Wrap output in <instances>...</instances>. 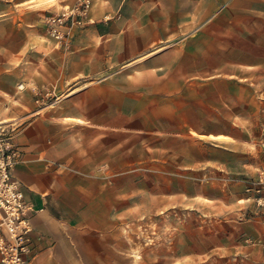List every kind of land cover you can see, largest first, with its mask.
<instances>
[{"label":"rangeland","instance_id":"374dc122","mask_svg":"<svg viewBox=\"0 0 264 264\" xmlns=\"http://www.w3.org/2000/svg\"><path fill=\"white\" fill-rule=\"evenodd\" d=\"M76 1L48 0L46 17ZM92 5L90 0L89 8ZM136 9L132 0L125 17L111 9L107 18L87 21L74 34L94 24L97 30L85 32L92 46L97 31L109 23L116 29L148 26L149 20L134 17ZM46 33L49 45L62 57L70 52L74 34L64 48ZM111 35L103 37L111 42L106 48L110 61L94 68L88 78L91 83L104 80L88 97L90 109L110 103L113 120L126 113L128 120L146 125L188 130L178 136L128 134L119 147L112 136L110 224L99 229L89 222L77 238V258L66 262L264 264V100L248 99L253 84L244 77L247 71L260 77L264 69L234 68L232 63L238 65L241 55L237 52H200L193 35H161L124 59L119 44L113 43L118 36ZM86 85L67 83L63 97ZM134 111L140 116H133ZM216 132L250 134V141L234 142L233 154H223L210 147L222 140L208 136Z\"/></svg>","mask_w":264,"mask_h":264},{"label":"crops","instance_id":"0c3cea01","mask_svg":"<svg viewBox=\"0 0 264 264\" xmlns=\"http://www.w3.org/2000/svg\"><path fill=\"white\" fill-rule=\"evenodd\" d=\"M47 1L0 0V126L18 125L15 140L22 154L12 172L32 206L31 264H68L77 258V238L89 222L97 223L94 227L99 229L110 224L112 136L119 147L128 134L178 136L188 130L146 125L136 118L128 120L126 113L113 120L110 103L90 109L88 97L104 80L91 83L89 75L110 61L106 48L111 42L103 37L118 36L113 43L119 44L127 59L161 35H193V45L197 43L200 52L212 48L216 53L237 52L241 55L238 65L232 63L234 68L264 69V0H134V17L149 20L148 26L116 29L109 23L95 33L98 38L90 46L85 32L97 28L88 23L76 30L72 48L63 57L47 41ZM130 1L93 0L89 22L105 18L111 9L118 11V17L126 16ZM160 20L168 23L160 26ZM245 74L247 84H253L247 85L252 89L248 99L264 100V90H258L264 85V72L260 77ZM69 82L88 85L64 98ZM133 114L140 116V112ZM208 136L222 139L210 147L223 154H233L234 142L250 141V134ZM221 159L215 158L223 163Z\"/></svg>","mask_w":264,"mask_h":264},{"label":"built area","instance_id":"2783aa9c","mask_svg":"<svg viewBox=\"0 0 264 264\" xmlns=\"http://www.w3.org/2000/svg\"><path fill=\"white\" fill-rule=\"evenodd\" d=\"M89 6L90 0H77L74 5L66 4L62 11L45 17L46 30L57 45L68 48L74 30L92 20L88 17ZM15 129L0 126V264H31L32 206L25 200L20 181L12 172L22 154L15 140Z\"/></svg>","mask_w":264,"mask_h":264}]
</instances>
